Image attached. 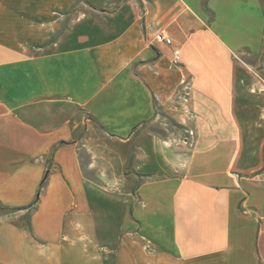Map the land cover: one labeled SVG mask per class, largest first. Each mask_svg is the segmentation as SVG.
<instances>
[{"label": "crops", "instance_id": "crops-1", "mask_svg": "<svg viewBox=\"0 0 264 264\" xmlns=\"http://www.w3.org/2000/svg\"><path fill=\"white\" fill-rule=\"evenodd\" d=\"M0 264H264V0H0Z\"/></svg>", "mask_w": 264, "mask_h": 264}, {"label": "built area", "instance_id": "built-area-1", "mask_svg": "<svg viewBox=\"0 0 264 264\" xmlns=\"http://www.w3.org/2000/svg\"><path fill=\"white\" fill-rule=\"evenodd\" d=\"M156 39L160 42H164L166 44H171L173 39L170 35H168L165 31H160L156 34ZM180 60V49L177 48L174 50V61L178 62ZM195 131L193 128L186 129V135L182 139L186 143H190Z\"/></svg>", "mask_w": 264, "mask_h": 264}]
</instances>
